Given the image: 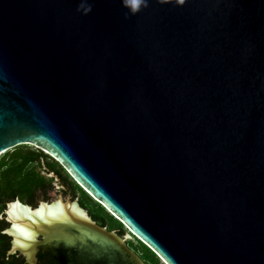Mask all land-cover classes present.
I'll return each instance as SVG.
<instances>
[{
  "label": "water",
  "instance_id": "obj_1",
  "mask_svg": "<svg viewBox=\"0 0 264 264\" xmlns=\"http://www.w3.org/2000/svg\"><path fill=\"white\" fill-rule=\"evenodd\" d=\"M21 145L128 230L16 201L29 264H148L133 237L166 264H264V0H0V156Z\"/></svg>",
  "mask_w": 264,
  "mask_h": 264
},
{
  "label": "trees",
  "instance_id": "obj_2",
  "mask_svg": "<svg viewBox=\"0 0 264 264\" xmlns=\"http://www.w3.org/2000/svg\"><path fill=\"white\" fill-rule=\"evenodd\" d=\"M43 167L47 172L43 171ZM52 172L61 178L74 195L80 196V191L88 194L58 160L42 149L16 147L7 151L0 158V204L2 201L15 198H19L26 203L36 202L40 193L46 194L52 188L53 178L48 176ZM79 198L82 205L90 211L93 219L100 225L108 226L110 230H117L120 235H124L125 225L109 213L105 207L91 202L88 197ZM113 222H118V224L112 226ZM3 241L4 237L0 235V264H15L12 259L6 256ZM139 242V250L136 251L145 261L146 259L140 251L141 249L144 250V247L148 252L159 258L150 247L141 241ZM128 243L131 246L129 241ZM146 262L148 263V261Z\"/></svg>",
  "mask_w": 264,
  "mask_h": 264
},
{
  "label": "flooded vegetation",
  "instance_id": "obj_3",
  "mask_svg": "<svg viewBox=\"0 0 264 264\" xmlns=\"http://www.w3.org/2000/svg\"><path fill=\"white\" fill-rule=\"evenodd\" d=\"M36 148H38V147H36ZM45 153H47V152H45ZM64 185L67 186L65 183H64ZM16 201H21L22 204L28 205V206H33V207H36L35 203L37 202L36 201L34 203H26L19 198L10 199L7 201H2L0 204V235L4 237L3 249H5L6 256L8 258L12 259L15 264H29V262L27 261L26 254L23 253L22 250H20V248L17 249V251H15L14 253H11L12 248L16 244L15 243V236L16 235L13 232L14 222L12 221V219L10 217L9 210H10V205L14 204ZM99 205L103 206L101 203H99ZM108 212L110 213V211H108ZM38 239H42V236H38ZM24 246L28 247V243L25 242ZM38 264H58V261L56 260V258L54 257V255L52 253L42 249L38 252Z\"/></svg>",
  "mask_w": 264,
  "mask_h": 264
},
{
  "label": "rangeland",
  "instance_id": "obj_4",
  "mask_svg": "<svg viewBox=\"0 0 264 264\" xmlns=\"http://www.w3.org/2000/svg\"><path fill=\"white\" fill-rule=\"evenodd\" d=\"M20 147H26V148H28V147H30V148H32V149H38V148H36V147H34V146H32V145H26V146H23V145H21V146H18L17 148H20ZM3 155H5V153L4 154H2L1 156H0V158L3 156ZM43 169V171H46L47 172V170L43 167L42 168ZM55 175H57L56 173H54ZM55 175H53L52 173H49L48 174V176L49 177H52L53 178V186H52V188L46 193V194H43V193H40L39 194V196H38V200H37V202L35 203V205L37 206L41 201H44V202H49V201H55L56 199H59V198H61V194H62V198L64 199V200H68L69 199V195H70V200L72 201V202H75V201H77L79 204H80V206L81 207H83L85 210H87L83 205H82V203H81V200H80V198L79 197H85V198H90L91 199V202H93V203H95V204H97L98 206H100L99 204H98V202L95 200V199H93L91 196H89L88 194H86L85 192H83V191H80V196H78V195H74L73 193H71V191L69 190V188L67 187V186H65L64 185V183H63V181L61 180V178L58 176V178L60 179V181L56 178V176ZM62 184L67 188H64V187H62ZM68 190V191H67ZM77 198H78V200H77ZM88 212H89V214H90V211L89 210H87ZM91 215V214H90ZM115 224H118V222H113L111 225L112 226H114ZM128 232V230H127V228L125 227V231H124V234H126ZM140 240L138 239V238H136V237H133L132 239H130L129 240V242H130V244H131V246L135 249V250H139V244H140V242H139ZM141 251V253H142V255L144 256V258L146 259V261H148V264H166L160 257L159 258H157L156 256H154L152 253H150V252H148L147 251V249L144 247V250H140Z\"/></svg>",
  "mask_w": 264,
  "mask_h": 264
},
{
  "label": "clouds",
  "instance_id": "obj_5",
  "mask_svg": "<svg viewBox=\"0 0 264 264\" xmlns=\"http://www.w3.org/2000/svg\"><path fill=\"white\" fill-rule=\"evenodd\" d=\"M179 3H181V4L184 3V0H179Z\"/></svg>",
  "mask_w": 264,
  "mask_h": 264
}]
</instances>
